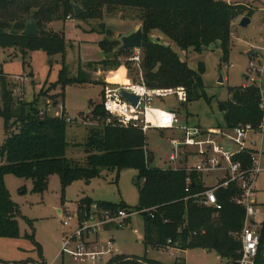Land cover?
Here are the masks:
<instances>
[{"label": "trees", "instance_id": "obj_1", "mask_svg": "<svg viewBox=\"0 0 264 264\" xmlns=\"http://www.w3.org/2000/svg\"><path fill=\"white\" fill-rule=\"evenodd\" d=\"M72 4L80 5L84 12L79 19L85 21L102 22L105 13L116 10L131 12L142 28L141 64L145 85L149 89L181 87L186 93V103L204 97L203 64L200 62L197 70L191 69L179 59L171 46L164 48L152 41V36L157 34L185 53L216 46L221 51L222 60L226 61L233 23L244 13L248 18L251 16L246 7L219 0H0V49L16 47L24 55L26 48L42 47L49 55L64 53L66 44L63 37L50 30L48 25L54 21L73 19ZM30 15H33L39 31L36 36L22 34ZM103 24L99 28L108 34L111 30L104 28ZM119 46V40H101L99 47L106 54L112 52V57L99 63H89L86 67H94L95 70L98 64L104 69L117 68L118 55L131 53L118 50ZM8 78L0 72V117L4 121L6 135L0 149V238L19 236L20 211L5 186L6 175L30 180L32 191L43 194L49 177L54 174L59 177L63 191L76 180L88 183L99 176L101 169L116 171L117 176L122 169H132L139 180L137 207L101 201L97 202V208L110 212H140L144 218V243L151 248L215 251L228 264H234L239 259L244 210L230 202L234 188L217 191L222 204L218 212L185 200L189 194L205 191L199 178L191 176L194 185H190L189 192H186L184 172L148 166L144 157V134L137 129L103 125L105 115L100 104L94 107L92 114L99 120L101 129H89L87 132L84 164L69 160L65 156L68 146L65 119L41 112L37 108L38 96L29 103L23 101L15 94V87L17 91L19 88L17 82H9ZM91 82L89 74L82 69L78 68L75 76L69 77L65 67L61 69L58 80L63 88ZM227 95L228 98L218 106L226 126H262L259 86L252 83L228 88ZM56 98L53 95V99ZM243 161L249 164L248 157H243ZM93 203L88 198L79 201L77 212H89ZM25 238L33 239L28 235ZM263 246L264 220L256 264H262ZM105 264L159 263L146 257L115 255ZM174 264H184V261L178 257Z\"/></svg>", "mask_w": 264, "mask_h": 264}, {"label": "rangeland", "instance_id": "obj_2", "mask_svg": "<svg viewBox=\"0 0 264 264\" xmlns=\"http://www.w3.org/2000/svg\"><path fill=\"white\" fill-rule=\"evenodd\" d=\"M219 1L244 6L251 13L250 23L246 27L239 25L241 19L247 17L246 13L233 23L226 61L222 60L221 51L216 46H210L199 52L190 50L185 53L170 43L179 59L186 62L191 69L197 70L199 63L203 64L204 97L191 103L180 101L174 94L165 98L153 97L152 106L173 112L182 125H198L202 130L207 131L218 126L225 127L218 106L228 98V88H240L252 83L259 86L263 106L260 136L263 155L262 171L256 178L254 188L257 204L264 213V0ZM101 23H104V28L111 30L108 34L99 28ZM136 25L140 26L139 21L132 17L131 12L116 10L105 13L102 22L73 18L49 24L50 30L63 37L66 44L64 53L49 55L42 47L26 48L24 55L16 47L0 49V72L9 76V82H17L19 92L15 87V94L28 103L38 96L37 108L50 116L61 115L60 106H62L64 117L71 120L67 123L65 133L68 144L65 151L67 159L84 164L87 132L89 129H101L99 124L97 126V119L91 116L94 107L101 105L103 87L105 85L117 87L138 81L139 72L129 62L131 54L128 52L118 55L117 68L104 69L98 64L95 70L94 67H86L89 63H99L105 58L112 57V52L106 54L99 47L101 40L105 38L109 41L119 40L118 35H125L135 30ZM154 36L158 35L154 34ZM250 52L253 55L250 56ZM63 67L69 77L75 76L77 69L80 68L89 74L93 82L67 85L63 88L58 83ZM141 68L144 76L142 64ZM15 77H22L23 81L16 80ZM220 79L222 83L219 82ZM50 87L51 90H48ZM53 95L57 98L53 99ZM181 135L180 131L172 130L146 131L144 134L146 164L161 170L182 168L183 165L179 162L170 161V155L174 152L171 141L180 139ZM5 139L4 121L0 117V149ZM136 176V171L132 169H122L118 176L116 171L101 169L99 176L88 183L84 180H76L62 191L59 177L54 174L49 177L46 191L43 194H36L32 191L30 180L6 175L5 186L11 200L20 211L19 236L0 238V264H76L67 256L56 258L62 246L63 227L60 219L62 212L68 211L75 215L78 202L87 198L95 202L91 205L90 213L94 212L97 202L101 201L124 203L136 208L138 204ZM213 176L214 174H211L206 179L207 186L214 184L211 179ZM137 182L139 183L138 179ZM58 209L61 210L60 216L57 214ZM74 222L75 219L71 221V226H74ZM26 235L32 236L33 239L25 238ZM97 237L101 242L112 239L115 251L113 256L146 257L159 264H174L178 257L184 261V264H223L224 261L215 251L206 252L202 249L179 251L175 248L157 250L146 246L144 218L140 212H133L122 227L114 224L104 226L102 233L100 232ZM262 264H264V246Z\"/></svg>", "mask_w": 264, "mask_h": 264}, {"label": "built area", "instance_id": "obj_3", "mask_svg": "<svg viewBox=\"0 0 264 264\" xmlns=\"http://www.w3.org/2000/svg\"><path fill=\"white\" fill-rule=\"evenodd\" d=\"M264 26V23H263ZM129 62L139 72L137 82L123 84L117 87L104 86L101 95V107L105 118L102 124L122 129H137L143 134L150 129L180 131L181 138L171 141L174 152L170 155V161L179 162L182 168L168 170L182 171L186 175V192L189 186L194 185L191 176L196 175L205 191L189 194L185 200L193 204L211 208L215 212L222 209V204L217 197L218 190L234 188L230 202L244 210V220L239 235L241 250L239 259L234 264H256L260 246V234L264 213L260 210L256 201L254 184L257 176L262 171L261 157V130L250 124H239L234 127L218 126L207 131L198 125H182L173 112L152 106L153 97L165 98L176 95L182 102L186 101V93L183 88L176 89H149L142 76V52L141 49H133ZM23 81L22 77H15ZM120 90H125L138 97L134 106L124 100ZM19 91V90H18ZM260 109L263 110L262 104ZM61 115L66 123L71 120ZM91 118H94L93 115ZM97 119V126L99 124ZM93 124V123H92ZM100 125V124H99ZM248 157L249 164H245L243 157ZM214 184H205L209 175ZM94 212H77L75 215L68 211L62 212L60 217L63 227L62 246L56 258L67 256L76 264H101L111 258L115 251L112 239L106 242L98 240V234L106 225L122 227L133 212L118 210L110 212L97 210ZM97 216V217H96ZM75 219L74 226L71 221Z\"/></svg>", "mask_w": 264, "mask_h": 264}, {"label": "water", "instance_id": "obj_4", "mask_svg": "<svg viewBox=\"0 0 264 264\" xmlns=\"http://www.w3.org/2000/svg\"><path fill=\"white\" fill-rule=\"evenodd\" d=\"M72 11H73V17L79 18L83 14V9L80 7L79 4H72ZM250 23V20L248 17H244L240 21L241 27H246ZM39 31L37 29L36 23L34 21L33 15H30L26 22H25V29L23 30L22 34L24 36H36L38 35ZM120 46L118 50L120 51H131L133 49H141L142 46V28L141 26H138L135 30L125 34V35H118ZM152 41L158 43L159 45L163 46L164 48H169L171 46L170 43L165 42L161 37L159 36H152ZM253 55L252 52H250V56ZM247 79V78H246ZM220 83H222V79L219 80ZM119 95L132 105H136L138 102V97L134 94L127 92L125 90H120ZM137 179L135 180V184L137 185Z\"/></svg>", "mask_w": 264, "mask_h": 264}, {"label": "crops", "instance_id": "obj_5", "mask_svg": "<svg viewBox=\"0 0 264 264\" xmlns=\"http://www.w3.org/2000/svg\"><path fill=\"white\" fill-rule=\"evenodd\" d=\"M138 26H139V25H136L135 29H136ZM261 159H262V157H261ZM60 213H61V210L58 209V210H57V214H58V216H60ZM223 264H228V263H227L226 260H224V261H223Z\"/></svg>", "mask_w": 264, "mask_h": 264}]
</instances>
